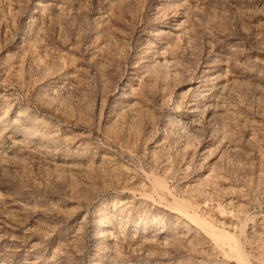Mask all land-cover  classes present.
I'll return each mask as SVG.
<instances>
[{"label": "rangeland", "instance_id": "obj_1", "mask_svg": "<svg viewBox=\"0 0 264 264\" xmlns=\"http://www.w3.org/2000/svg\"><path fill=\"white\" fill-rule=\"evenodd\" d=\"M0 264H264V0H0Z\"/></svg>", "mask_w": 264, "mask_h": 264}, {"label": "bare ground", "instance_id": "obj_2", "mask_svg": "<svg viewBox=\"0 0 264 264\" xmlns=\"http://www.w3.org/2000/svg\"><path fill=\"white\" fill-rule=\"evenodd\" d=\"M152 183L154 185V188L156 190H160V188H164L166 185L164 184V182H162V180H160L157 176H153L152 177ZM165 189V188H164ZM171 207L176 208L178 210H180L181 212H183L185 215H187L189 217V219H191L192 221L198 223L199 225H201V227H203L206 231L208 232H212L213 234H215V236L218 238L222 237L230 239L231 237L228 235L227 232L223 231L222 229H219L217 227H214L212 223L202 219L199 214L196 211V208H193V206L190 204L189 201H186L184 199H180L178 197H174L173 201L168 203ZM238 253L241 255L242 251L239 248L238 249Z\"/></svg>", "mask_w": 264, "mask_h": 264}, {"label": "built area", "instance_id": "obj_3", "mask_svg": "<svg viewBox=\"0 0 264 264\" xmlns=\"http://www.w3.org/2000/svg\"><path fill=\"white\" fill-rule=\"evenodd\" d=\"M200 208L202 209L203 213L210 214L211 212H213V203L210 199H207L206 201L201 203Z\"/></svg>", "mask_w": 264, "mask_h": 264}]
</instances>
